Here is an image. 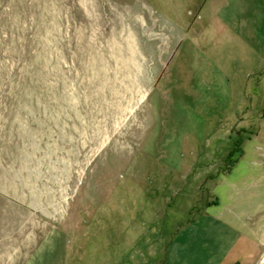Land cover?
Returning <instances> with one entry per match:
<instances>
[{"label": "rangeland", "instance_id": "rangeland-1", "mask_svg": "<svg viewBox=\"0 0 264 264\" xmlns=\"http://www.w3.org/2000/svg\"><path fill=\"white\" fill-rule=\"evenodd\" d=\"M204 211L264 264V0H0V264H168Z\"/></svg>", "mask_w": 264, "mask_h": 264}, {"label": "crops", "instance_id": "crops-1", "mask_svg": "<svg viewBox=\"0 0 264 264\" xmlns=\"http://www.w3.org/2000/svg\"><path fill=\"white\" fill-rule=\"evenodd\" d=\"M254 181L257 182V180ZM231 188L235 192L230 208L232 220L242 221L243 218L237 215L243 214L244 211L240 210L238 205L236 206L242 188L234 184ZM232 220L215 213L202 212L196 222L194 221L184 229L180 240L172 245L168 255V264H230L243 247L241 232L236 224L231 223ZM202 222L205 223L207 229L212 227L210 228L211 237L199 245L196 244L195 238L191 239V232L194 233Z\"/></svg>", "mask_w": 264, "mask_h": 264}]
</instances>
